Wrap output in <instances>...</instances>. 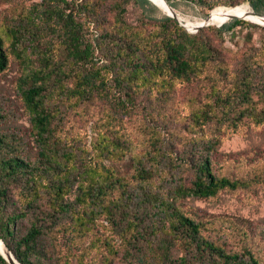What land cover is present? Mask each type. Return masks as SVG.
I'll use <instances>...</instances> for the list:
<instances>
[{"label":"trees","instance_id":"obj_1","mask_svg":"<svg viewBox=\"0 0 264 264\" xmlns=\"http://www.w3.org/2000/svg\"><path fill=\"white\" fill-rule=\"evenodd\" d=\"M137 1L154 4L151 0ZM167 1L173 5L174 0ZM188 1L204 4L206 0ZM248 1L257 13L264 14V0ZM106 2L33 0L27 5L19 4L18 0H0V70L8 66L9 50L21 59L25 68L19 89L40 149L36 162H31L19 153L1 154L9 142L0 135V238L22 264H62L56 260L60 241L56 233L58 229L69 232L67 245L71 252L81 238L92 231L98 220L107 219L113 226L127 221L126 230L129 231L137 226V221L131 219L126 209L135 193H140L132 191L131 180L119 176L112 166L99 159L90 162L82 159V163L78 164L73 151L61 153L55 148L58 143L54 126L57 116L48 106L47 100L57 84H60V91L68 100L81 102L94 94L108 97L109 78L104 75L111 72L113 81L120 86V96L111 97L110 101L114 102L116 110L128 114L130 107L134 106L135 97L132 94L145 88L165 97L178 82L230 77L235 82L233 87L237 95H232V92L222 93L217 85L212 86L214 101L206 102L193 112L188 123L189 131L198 135L205 131L212 120L218 121L220 132L236 130L245 117L257 125L264 124V108L258 110L257 105L253 104L254 91L264 100V56L260 58L263 62H243L230 69L229 63L216 50L212 40L204 37V30L197 34L190 33L171 16H167L165 22L161 21L153 33L141 34L123 27H118L115 32H107L109 36L116 33L114 35L117 38L113 37L116 46L114 59L122 57L123 65L117 66V62L112 61L109 69L97 67L94 62L96 45L87 39L85 23L80 16L82 12L98 16ZM242 2L223 0L210 3L206 6L211 11L207 19L222 8L237 6ZM220 4L226 7H216ZM4 5L6 8H3ZM7 7L15 12L11 20L4 14ZM240 18L220 28L209 29L216 30L222 36L237 25L250 24L247 19ZM45 31L54 34L59 45L64 48L71 63L69 73L63 67L57 68V60L52 61L44 53H41L39 60L41 65L32 66L28 63L29 54L35 53L42 46L41 39ZM64 79H71L72 86L67 87ZM256 80L260 83L257 84ZM236 99L248 105L243 110L235 111L232 102ZM220 132L212 137H199L201 140L206 139L202 149L169 151L168 165L164 162V146L160 145L166 130L154 132L150 148L144 155H133L136 178L141 181L140 188L144 197L142 203H152L160 211L167 230L156 253L163 263L188 264L186 255L173 260L169 257L171 246L180 241L184 247L191 248L196 264H264L248 244L239 249L228 248L230 242L220 244L203 235V224L184 213L178 205V199L190 196L209 198L221 190H236L248 185L244 180L215 171V145L220 141ZM118 135L119 132L114 129L108 136L105 132L100 133L98 157L104 158L105 153L112 157L127 152L128 147L122 135ZM184 166L193 172L191 186L180 182L170 194L149 187L148 183H153L156 176L165 179L173 170ZM15 186L21 188V197L18 199H15L17 194L11 192ZM47 198L48 203L44 202ZM67 217L69 219L65 220ZM25 219H29L30 225L23 231L17 224ZM48 235L55 240L49 246L46 244ZM128 242H131V238ZM105 245L113 250L109 242ZM88 253V248H84L80 254L72 255L78 264H94L93 258L88 260ZM139 260L150 262L145 254ZM0 264H10L1 251ZM96 264L99 262L96 261Z\"/></svg>","mask_w":264,"mask_h":264},{"label":"rangeland","instance_id":"obj_2","mask_svg":"<svg viewBox=\"0 0 264 264\" xmlns=\"http://www.w3.org/2000/svg\"><path fill=\"white\" fill-rule=\"evenodd\" d=\"M32 1L18 0L19 4L27 5ZM215 1L223 0H206L204 4L174 0L173 5L169 4L178 14V18L175 19L179 25L188 32L197 34L204 30L202 32L204 37L212 40L216 50L221 52L229 63L230 69L243 62H263L260 58L264 56V24L244 19L250 24L237 25L222 36L216 30L209 28H220L224 24H231L236 18L222 24L210 23L198 26L211 13L206 6ZM242 1H244L242 4L254 10L248 0ZM216 7H226V5L220 4ZM3 8H6V5ZM14 13L8 9L4 14L11 20ZM261 15L258 16L264 17V14ZM167 16L169 15L154 4H143L137 0H107L96 17L82 12L80 17L85 23V35L96 45L95 65L103 70L109 69L112 61L117 62V66L123 65L122 57L114 59L116 46L113 37H116L114 35L116 33L109 36L107 32H115L118 27H123L141 34L153 33L158 29L161 21L165 22ZM41 40L42 46L36 49L35 53L29 54L28 63L32 66L41 65L39 60L42 57L41 53H44L52 61L57 60V68L63 67L69 73L71 63L56 36L45 31ZM24 68L21 59L9 50L8 66L0 70V135L6 137L9 142V146L5 145L1 154L19 153L31 162H36L40 149L34 137L30 114L24 107L19 89ZM104 76L109 78L108 97L94 94L87 100L76 102V99L66 98V95L60 91V84L53 87L47 104L57 116L54 126L58 143L55 148L61 153L67 150L73 151L78 164L82 163V159L86 162L99 159L100 162L112 166L119 176L131 180L130 186L135 187L131 188L132 191H139L140 195L135 193L129 208L126 209L131 219L137 221V226L129 231L126 230L127 221H121L119 225L113 226L107 219L98 220L92 231L81 238L71 252L67 245L69 232L58 229L56 233L59 234L60 241L56 250V260H60L62 264H78L72 254L78 255L84 248H88L87 258L88 260L93 258L94 264L96 261L99 264H171V262L163 263L156 254L160 240L167 235V230L160 211L152 203L147 201L142 203L144 197L140 188L141 181L136 178L133 155H144L150 148L154 132L161 129L167 131L162 135L163 142L160 143L164 146L166 164L169 160V151L189 152L195 148L202 149L206 139L201 140L199 137L214 136L220 132V125L217 124V120H212L205 131L196 135L189 131L188 127L192 114L206 102L214 101L212 86L217 85L222 93L232 92V95L236 96L233 87L235 82L230 77H217L216 80L202 78L191 83L178 82L165 97L145 88L132 94L135 97L134 106L130 107L128 114H125L120 109L116 110L113 106L114 102L110 101L111 97L120 96V86L113 81L111 72ZM53 78L56 79V76ZM64 83L67 87L72 86L71 79H64ZM256 83H260L259 80H256ZM122 95L124 97V93ZM253 96V104L257 105L258 110L263 109L264 100L260 99L255 91ZM232 104L235 111L243 110L248 105L241 99L233 101ZM112 128L118 131L120 136L122 135L128 147L127 152L112 157L105 153L104 158L98 157L99 135L105 132L108 136ZM218 136L220 141L215 145L214 153L215 171L234 179L244 180L248 185L236 190H221L214 197L190 196L178 199V205L184 213L203 224V235L217 240L220 244L230 242L228 248L239 249L248 244L264 263V124L257 125L252 119L245 117L236 130L222 131ZM192 180V170L184 166L173 170L165 179L156 176L153 183L148 185L154 191L161 190L170 194L180 182L191 186ZM20 191L21 188L16 186L11 191L13 195L17 194L15 199L21 197ZM48 201L47 198L44 202L48 203ZM67 219L69 217L65 220ZM29 225V219L17 224L23 231ZM53 241L55 240L50 235L46 236L48 246ZM107 242L113 246V250L105 245ZM144 254L148 256L150 262L143 263L139 260ZM185 255L188 264H196L191 248L184 247L180 241L171 246L169 257L172 260Z\"/></svg>","mask_w":264,"mask_h":264},{"label":"bare ground","instance_id":"obj_3","mask_svg":"<svg viewBox=\"0 0 264 264\" xmlns=\"http://www.w3.org/2000/svg\"><path fill=\"white\" fill-rule=\"evenodd\" d=\"M151 1L154 4H156L164 13L172 14L174 8L169 4L167 0H151ZM236 16L264 24V17L258 16L254 11L250 10L246 4H240L237 6L222 8L218 10L212 18L204 19L203 23L222 24L226 21L235 18ZM203 23L198 24V26ZM0 251L6 256L8 260L12 258L13 260L15 259L14 255L11 252H9L8 248L4 245V243L1 240H0Z\"/></svg>","mask_w":264,"mask_h":264},{"label":"water","instance_id":"obj_4","mask_svg":"<svg viewBox=\"0 0 264 264\" xmlns=\"http://www.w3.org/2000/svg\"><path fill=\"white\" fill-rule=\"evenodd\" d=\"M254 11V10H253ZM256 14H258L256 11H254ZM167 15H169V16H171V17H173V18H178V14H177V12L175 11V9H173V12H172V14H167ZM258 15H261V14H258ZM261 16H263V15H261ZM208 17H210V15L208 16ZM236 18H238V17H236ZM203 24H206V23H203ZM208 24V23H207ZM201 25H199V27H200ZM0 240L4 243V245L7 247V245L5 244V242L0 238ZM8 248V247H7ZM8 250H9V252H11L13 255H14V253L8 248ZM2 253V252H1ZM3 254V253H2ZM3 256L6 258V256L3 254ZM14 257H15V261L13 260V258L12 259H7V261L10 263V264H22V263H20L19 261H18V259L16 258V256L14 255Z\"/></svg>","mask_w":264,"mask_h":264}]
</instances>
